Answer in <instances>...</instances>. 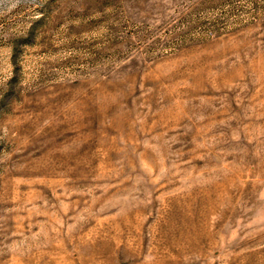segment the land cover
Returning a JSON list of instances; mask_svg holds the SVG:
<instances>
[{
  "label": "rangeland",
  "instance_id": "obj_1",
  "mask_svg": "<svg viewBox=\"0 0 264 264\" xmlns=\"http://www.w3.org/2000/svg\"><path fill=\"white\" fill-rule=\"evenodd\" d=\"M0 264H264V0H0Z\"/></svg>",
  "mask_w": 264,
  "mask_h": 264
}]
</instances>
